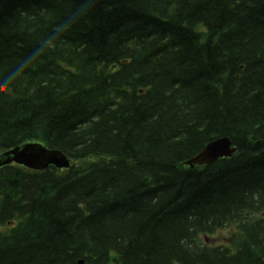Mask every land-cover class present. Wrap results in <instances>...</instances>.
I'll return each instance as SVG.
<instances>
[{"label": "trees", "instance_id": "obj_1", "mask_svg": "<svg viewBox=\"0 0 264 264\" xmlns=\"http://www.w3.org/2000/svg\"><path fill=\"white\" fill-rule=\"evenodd\" d=\"M32 142L72 166L0 168V264H264V0H0V153Z\"/></svg>", "mask_w": 264, "mask_h": 264}, {"label": "water", "instance_id": "obj_2", "mask_svg": "<svg viewBox=\"0 0 264 264\" xmlns=\"http://www.w3.org/2000/svg\"><path fill=\"white\" fill-rule=\"evenodd\" d=\"M234 152L230 149L228 139H220L209 144L197 157L188 162L190 165L208 164L218 158L229 157ZM11 161L24 164L31 169H43L47 165L57 167H67L68 163L64 156L55 151H48L41 145H27L23 148L15 149L0 159V166Z\"/></svg>", "mask_w": 264, "mask_h": 264}, {"label": "clouds", "instance_id": "obj_3", "mask_svg": "<svg viewBox=\"0 0 264 264\" xmlns=\"http://www.w3.org/2000/svg\"><path fill=\"white\" fill-rule=\"evenodd\" d=\"M27 68V65L22 61L17 64L10 72V75L19 76L22 75Z\"/></svg>", "mask_w": 264, "mask_h": 264}, {"label": "rangeland", "instance_id": "obj_4", "mask_svg": "<svg viewBox=\"0 0 264 264\" xmlns=\"http://www.w3.org/2000/svg\"><path fill=\"white\" fill-rule=\"evenodd\" d=\"M228 234H229V229L221 232L220 234L217 235V237H220V238L226 237Z\"/></svg>", "mask_w": 264, "mask_h": 264}, {"label": "bare ground", "instance_id": "obj_5", "mask_svg": "<svg viewBox=\"0 0 264 264\" xmlns=\"http://www.w3.org/2000/svg\"><path fill=\"white\" fill-rule=\"evenodd\" d=\"M212 141V140H211Z\"/></svg>", "mask_w": 264, "mask_h": 264}]
</instances>
